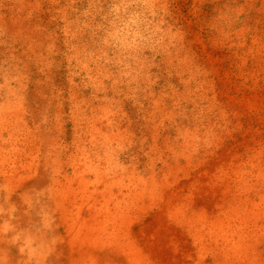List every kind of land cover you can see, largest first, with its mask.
Returning <instances> with one entry per match:
<instances>
[{
	"label": "rangeland",
	"instance_id": "374dc122",
	"mask_svg": "<svg viewBox=\"0 0 264 264\" xmlns=\"http://www.w3.org/2000/svg\"><path fill=\"white\" fill-rule=\"evenodd\" d=\"M0 264H264V0H0Z\"/></svg>",
	"mask_w": 264,
	"mask_h": 264
}]
</instances>
